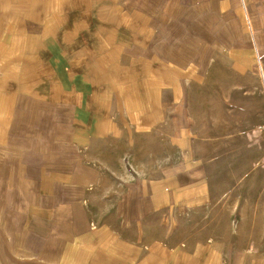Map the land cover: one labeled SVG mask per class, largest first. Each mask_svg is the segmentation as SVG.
<instances>
[{
  "label": "rangeland",
  "instance_id": "rangeland-1",
  "mask_svg": "<svg viewBox=\"0 0 264 264\" xmlns=\"http://www.w3.org/2000/svg\"><path fill=\"white\" fill-rule=\"evenodd\" d=\"M0 264H264V0H0Z\"/></svg>",
  "mask_w": 264,
  "mask_h": 264
},
{
  "label": "bare ground",
  "instance_id": "bare-ground-1",
  "mask_svg": "<svg viewBox=\"0 0 264 264\" xmlns=\"http://www.w3.org/2000/svg\"><path fill=\"white\" fill-rule=\"evenodd\" d=\"M247 22V21H246ZM248 26L250 27L251 26V28H253V30H255L254 28V22H253V18L252 17H248ZM258 42V44H259V40L257 41Z\"/></svg>",
  "mask_w": 264,
  "mask_h": 264
}]
</instances>
